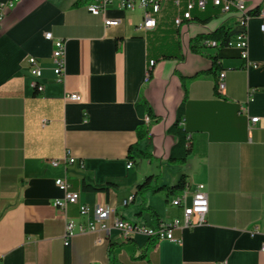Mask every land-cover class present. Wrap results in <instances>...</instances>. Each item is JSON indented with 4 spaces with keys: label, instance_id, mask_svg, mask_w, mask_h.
Listing matches in <instances>:
<instances>
[{
    "label": "crops",
    "instance_id": "crops-1",
    "mask_svg": "<svg viewBox=\"0 0 264 264\" xmlns=\"http://www.w3.org/2000/svg\"><path fill=\"white\" fill-rule=\"evenodd\" d=\"M89 1L20 0L0 34V264H64L67 220L84 225L92 219L79 215L80 206L112 208L124 221L148 227L181 220V208L170 205L174 196L136 193L149 176L158 186L176 184H164L168 173L172 180L186 176L189 191L205 185L203 224L176 231L179 243H154L142 235L124 239L114 229L77 233L68 244L69 264H264L262 21L248 20L242 59L233 37L224 48H206L203 41L199 53L190 50L198 36L218 28L236 31V13L208 5L176 28L179 11L163 2L156 27L141 32L135 29L141 10H120L112 2L104 14H95L86 8ZM240 1L249 16L264 10V0ZM105 18L119 23L105 27ZM46 32L64 41L59 83ZM208 55L217 58V70L197 76L213 66ZM28 58L40 67L41 94L30 86ZM219 72L225 75L221 93L215 88ZM64 94H77L79 101H65ZM182 100L181 127L190 135V152L184 164L171 165L168 154L176 139L167 129ZM141 102L149 114L136 111ZM139 128L146 133L136 148L149 157L130 161L128 149L137 144ZM66 155L75 162L64 164ZM58 178L78 192V203L65 215L52 206L63 196L54 184ZM82 181L112 185L105 192H83ZM255 226L259 233L249 235Z\"/></svg>",
    "mask_w": 264,
    "mask_h": 264
},
{
    "label": "built area",
    "instance_id": "built-area-1",
    "mask_svg": "<svg viewBox=\"0 0 264 264\" xmlns=\"http://www.w3.org/2000/svg\"><path fill=\"white\" fill-rule=\"evenodd\" d=\"M20 0H2L0 1V34L3 31L4 23L13 9L19 3ZM116 2L118 9L124 11H134L136 9L141 10L142 20L135 27L136 30L141 32L151 31L156 27V16L161 10V4L163 2H170L179 13L173 18V25L178 28L185 22L192 20V13L194 11L203 12L208 5L218 9L223 14L236 13L239 15L237 21V32L234 34L233 46L241 51V58L246 59L247 50V22L250 18L256 17L262 21L260 25V31L264 34V10L262 13H256L254 16H246L245 6L240 0H90L86 4V8L89 12L95 14H104L107 6ZM119 23L116 19H103L105 27L117 26ZM46 40L52 41V72L57 83L62 81L65 69V50L63 40H54L51 33H44ZM205 46L214 48L216 43L214 41H205ZM228 45H232L231 42ZM28 69L31 75L30 86L37 94L43 92V86L36 80L41 76V70L38 62L34 58H28ZM149 67L153 65L152 61L148 63ZM224 72L217 74L215 83L216 90L221 93L224 89ZM148 75L146 74L145 79ZM63 100L70 102H78L79 96L77 94H64ZM251 123H255L257 118H251ZM44 123V122H43ZM190 135H187V139ZM64 164H72L75 162L73 158L66 155L63 158ZM49 163L52 166L57 165V161L50 160ZM132 163L128 162L126 169H130ZM54 184L63 192L61 198L55 199L52 202L54 208L59 209L64 215L67 212V208L71 205L78 203V192H73L69 189V185L64 178H58L54 180ZM132 198H128L122 201V205H127ZM170 205L179 207L182 209V219H174L170 222H161L154 227H146L141 224H133L121 219L116 215L114 209L104 208L102 206H94L89 208L87 206L79 207V215L86 216L91 215L92 219L86 224H75L72 220H67L65 224L63 244L68 246L70 239L77 233L83 232H102L108 234L110 229L117 230L122 238L127 239L131 235H142L148 239L157 243L162 240H167L173 243H179L180 238L175 236L176 231L182 229H192L195 226L201 225L205 221V216L208 212V201L206 187L204 184H196L191 191L185 189L179 195L171 199ZM264 227V218L262 220ZM249 235L253 236L258 234V228L255 226L250 231ZM261 252L264 253V246L261 248Z\"/></svg>",
    "mask_w": 264,
    "mask_h": 264
},
{
    "label": "trees",
    "instance_id": "trees-1",
    "mask_svg": "<svg viewBox=\"0 0 264 264\" xmlns=\"http://www.w3.org/2000/svg\"><path fill=\"white\" fill-rule=\"evenodd\" d=\"M2 1V0H0ZM257 12H251L250 16H254ZM193 19V18H192ZM196 19V18H195ZM199 19V18H198ZM208 18L201 20L202 22H205ZM237 32L236 31H229L224 28H218L215 31L203 35V36H198L194 38L190 44V50L194 53H199V46L198 44L206 41V40H211L216 43L215 49H220L228 46V43L230 42V38L234 36V34ZM205 47L204 45H202ZM210 48V47H206ZM208 57L212 60V67L211 69L207 71H203L200 74H213L215 70H217V67L215 66L216 63V57L208 55ZM169 58V57H166ZM150 69V68H149ZM216 83V80H215ZM183 100L181 104L179 105L177 109V117L175 122L167 129V133H169L171 136H173L176 139L175 144L170 148L169 154H168V163L171 165H179V164H184L186 161L187 156L189 155L190 152V138L187 139V135L182 127V119H183ZM136 111L139 113V115L142 113L144 109H146V112L149 114V109L147 108L146 104L141 102L135 105ZM145 130L139 128L136 131L137 134V144L135 147H130L128 149V159L130 161L134 160L135 158H148L149 154H147L145 151L139 150L136 148L138 146V143L142 141L145 137ZM132 150L137 152L135 156H132ZM156 178L154 176H149L144 179V181L136 186V193L137 194H142L145 192L150 191L153 195L156 194H162L165 198L171 197V196H177L180 194L183 190L187 188V182H186V176L181 175L176 182V184L171 185V186H158L154 183ZM112 184H106L104 186H96L93 184L86 183L85 181H82L81 183V190L83 192H105L107 191L108 187L111 186ZM150 209V208H149ZM150 215L152 218L156 219L157 215L153 209H150ZM160 222H158L156 225H158ZM151 240V239H149ZM153 241V240H152ZM154 242V241H153ZM64 264H69V251H68V246H65L64 250Z\"/></svg>",
    "mask_w": 264,
    "mask_h": 264
},
{
    "label": "rangeland",
    "instance_id": "rangeland-1",
    "mask_svg": "<svg viewBox=\"0 0 264 264\" xmlns=\"http://www.w3.org/2000/svg\"><path fill=\"white\" fill-rule=\"evenodd\" d=\"M175 171H176V168H173ZM172 169V170H173ZM174 171V172H175ZM159 172L157 171V174H158ZM165 173H166V171H165ZM180 177V176H179ZM172 178H173V173H168V175L164 178V184H169L170 185V183H172L173 181H175V182H177L178 180V177L175 179V180H172Z\"/></svg>",
    "mask_w": 264,
    "mask_h": 264
},
{
    "label": "bare ground",
    "instance_id": "bare-ground-1",
    "mask_svg": "<svg viewBox=\"0 0 264 264\" xmlns=\"http://www.w3.org/2000/svg\"><path fill=\"white\" fill-rule=\"evenodd\" d=\"M258 13H262V10L259 11ZM246 16H249V14H248V15L246 14ZM208 41H209V40H208ZM210 41H211V40H210ZM204 46H205V44H204ZM228 46H230V45H228ZM205 47H207V46H205ZM150 61H151V60H150ZM152 62H153V61H152ZM148 63H149V62H148ZM148 67H149V65H148ZM149 68H150V67H149ZM147 75H148V73H147ZM147 78H148V77H147ZM130 163H131V162H130ZM186 189H187V188H186ZM182 192H183V191H182ZM206 193H207V192H206ZM178 195H179V194H178ZM174 197H175V196H174ZM174 197H173V198H174ZM129 198H132V197H129ZM127 199H128V198H127ZM131 201H132V199H131ZM131 201H130V202H131ZM170 201H171V200H170ZM207 201H208V200H207ZM130 202H129V203H130ZM129 203H128V204H129ZM71 206H72V205H71ZM125 206H126V205H125ZM181 210H182V209H181ZM160 223H161V222H160ZM141 225H142V224H141ZM144 226H145V225H144ZM146 227H148V226H146ZM153 227H154V226H153Z\"/></svg>",
    "mask_w": 264,
    "mask_h": 264
}]
</instances>
